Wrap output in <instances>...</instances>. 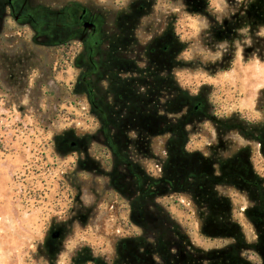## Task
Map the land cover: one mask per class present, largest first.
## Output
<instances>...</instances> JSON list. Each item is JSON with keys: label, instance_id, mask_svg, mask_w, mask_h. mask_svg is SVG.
Wrapping results in <instances>:
<instances>
[{"label": "rangeland", "instance_id": "rangeland-1", "mask_svg": "<svg viewBox=\"0 0 264 264\" xmlns=\"http://www.w3.org/2000/svg\"><path fill=\"white\" fill-rule=\"evenodd\" d=\"M27 2L47 17L67 6H80L93 16L102 14L118 38V24L128 17L122 21L123 32L132 44L137 41L146 49L154 38L164 36L170 24L175 25L180 41L188 46L181 59L192 67L181 73V83L185 74L188 86L198 91L219 86L229 117L238 111L264 122V0ZM14 7L21 9L20 2L0 0V264H113L126 237L122 216L114 209L118 198L107 195L111 186L106 174L111 168L92 155L98 145L92 146L88 136L98 135V129L87 130L88 120H93L91 106L82 94L74 95L72 65L62 67L56 76L63 66L54 47L59 42L44 44L29 23L14 18ZM43 17L35 16V22ZM71 39L75 38L64 42ZM99 86L107 89L102 82ZM180 117L172 119L176 127ZM200 126L201 138L194 140L193 149L208 155L216 146L217 128L208 122ZM231 137L248 146L238 135ZM169 138L168 132L160 134L152 152L165 158ZM235 198L236 209L248 207L244 199ZM177 209H172V217L182 225L189 217ZM190 219L193 244L205 252L223 250L204 242L200 222L194 216ZM246 228L247 240L253 242L255 234ZM211 236L219 237L215 232Z\"/></svg>", "mask_w": 264, "mask_h": 264}, {"label": "flooded vegetation", "instance_id": "flooded-vegetation-1", "mask_svg": "<svg viewBox=\"0 0 264 264\" xmlns=\"http://www.w3.org/2000/svg\"><path fill=\"white\" fill-rule=\"evenodd\" d=\"M16 1L21 9L14 7V18L29 23L44 44L59 42L57 49L79 44L72 61V89L91 106L93 120H88L87 130L98 129V135L88 136L92 146L98 145L92 155L111 168L106 174L111 186L107 195L118 198L114 209L122 216L126 237L119 260L112 263L264 264V122L238 111L229 117L219 86L216 92L212 85L209 92L206 87L198 91L188 86L185 74L181 83V73L192 67L181 59L188 46L180 41L175 25L146 49L137 41L132 44L123 32L121 24L128 17L118 24V38L109 31L108 18L93 16L80 6H67L47 17L41 8L31 9L27 0ZM29 10H34L32 15ZM35 16L43 21L36 23ZM69 38L75 39L64 42ZM101 82L107 89L100 88ZM215 94L218 101L213 105ZM175 115H181L178 127L172 123ZM156 120L160 122L152 124ZM205 122L215 124L218 133L208 155L193 149L202 133L197 126ZM165 132L170 138L163 158L151 147ZM233 134L248 146H240ZM71 147L77 149L78 144ZM236 195L248 203L246 209L235 208ZM176 207L189 217L182 225L172 217ZM191 216L200 222L204 242L223 250L205 252L193 244ZM246 227L255 234L253 242L247 240ZM212 232L219 237H212Z\"/></svg>", "mask_w": 264, "mask_h": 264}, {"label": "trees", "instance_id": "trees-1", "mask_svg": "<svg viewBox=\"0 0 264 264\" xmlns=\"http://www.w3.org/2000/svg\"><path fill=\"white\" fill-rule=\"evenodd\" d=\"M212 1V0H210ZM80 47L78 43L71 42L67 43L61 47L58 48L60 54H61V64L63 66H59L58 71L56 72V76L60 75L62 71V67L66 69L69 65H72L73 57H75L79 51ZM215 90L217 91V87L215 86ZM215 91V92H216ZM218 100L216 99V94L215 97L212 99L213 105L216 103ZM72 119H77V116H73Z\"/></svg>", "mask_w": 264, "mask_h": 264}]
</instances>
